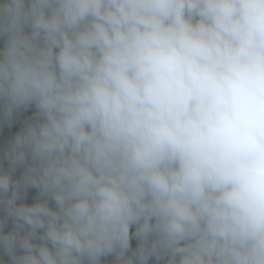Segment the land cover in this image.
<instances>
[{
	"label": "clouds",
	"instance_id": "9594fccd",
	"mask_svg": "<svg viewBox=\"0 0 264 264\" xmlns=\"http://www.w3.org/2000/svg\"><path fill=\"white\" fill-rule=\"evenodd\" d=\"M0 264H264V0H0Z\"/></svg>",
	"mask_w": 264,
	"mask_h": 264
}]
</instances>
